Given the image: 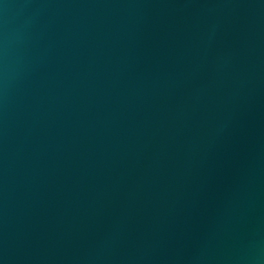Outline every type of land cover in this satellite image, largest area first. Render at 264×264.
<instances>
[{"label": "water", "instance_id": "water-1", "mask_svg": "<svg viewBox=\"0 0 264 264\" xmlns=\"http://www.w3.org/2000/svg\"><path fill=\"white\" fill-rule=\"evenodd\" d=\"M0 264H264V0H0Z\"/></svg>", "mask_w": 264, "mask_h": 264}]
</instances>
